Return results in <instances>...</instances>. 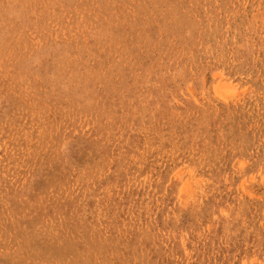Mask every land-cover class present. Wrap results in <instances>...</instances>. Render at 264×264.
I'll list each match as a JSON object with an SVG mask.
<instances>
[{
	"label": "rangeland",
	"instance_id": "obj_1",
	"mask_svg": "<svg viewBox=\"0 0 264 264\" xmlns=\"http://www.w3.org/2000/svg\"><path fill=\"white\" fill-rule=\"evenodd\" d=\"M0 264H264V0H0Z\"/></svg>",
	"mask_w": 264,
	"mask_h": 264
}]
</instances>
